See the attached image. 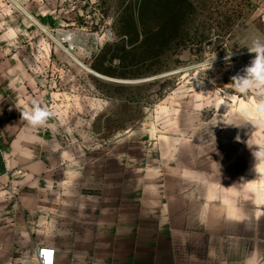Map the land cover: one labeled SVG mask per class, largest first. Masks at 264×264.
Here are the masks:
<instances>
[{
  "label": "rangeland",
  "instance_id": "1",
  "mask_svg": "<svg viewBox=\"0 0 264 264\" xmlns=\"http://www.w3.org/2000/svg\"><path fill=\"white\" fill-rule=\"evenodd\" d=\"M172 1L143 16L142 0H0V113L14 147L0 188L17 206L7 220L25 232L38 199L41 243L93 257L71 264L101 262L103 239L144 220L159 236L155 221L181 206L243 212L249 243L233 236L228 264H264V169L247 144L264 140V127L251 136L264 97L231 86L254 58L244 45L264 40V0H182L179 29L158 40ZM132 13L142 48L125 34ZM32 99L53 113L43 127L21 119ZM16 247L10 264H37Z\"/></svg>",
  "mask_w": 264,
  "mask_h": 264
},
{
  "label": "crops",
  "instance_id": "2",
  "mask_svg": "<svg viewBox=\"0 0 264 264\" xmlns=\"http://www.w3.org/2000/svg\"><path fill=\"white\" fill-rule=\"evenodd\" d=\"M0 146L6 154V161L0 159L1 185V182L10 176L6 171L8 170L10 151L14 147H7L4 144L3 135ZM258 179L263 180L264 177L256 180ZM241 191H243L242 188ZM5 193L6 191L0 188V254L4 255V260H0L1 262L10 264L9 262L15 259L17 239L18 251L21 250L27 257H31V261L36 262L35 252L45 244L55 248V264H71L73 261L81 262L93 259L92 255L82 252L72 254L71 249L70 252L63 251L62 253L57 243H41L38 199L35 204H32L31 220L28 227L25 228L26 231L21 234L16 232V222L8 221L6 214L10 209H16V201L10 197L9 202L6 203ZM239 205L240 209H244L243 203H239ZM188 209L189 206H181L175 210L169 209L164 215H161L160 219L155 221L156 233L161 232L159 236L151 233L149 220H144L143 224L146 227L140 233L134 229L128 233L126 238L103 239L102 252L97 255V260H101V262L96 264H228L230 258L229 256L226 258V253L230 254L233 236L235 241L240 244L249 243L248 238L251 234L248 232L247 219L242 218L243 212L237 216L238 220L232 216L231 211L235 210L232 207L228 211L207 206L196 213L192 209L189 212ZM263 220L264 208L261 206L256 210V222L261 221L262 223ZM161 225L163 226L161 227ZM216 230H218V234ZM233 230L236 233H233ZM254 233L256 240L252 243L258 244V232ZM262 234H260L261 238ZM69 240L71 244L72 238ZM218 254L221 257L217 260Z\"/></svg>",
  "mask_w": 264,
  "mask_h": 264
},
{
  "label": "clouds",
  "instance_id": "3",
  "mask_svg": "<svg viewBox=\"0 0 264 264\" xmlns=\"http://www.w3.org/2000/svg\"><path fill=\"white\" fill-rule=\"evenodd\" d=\"M244 46L247 47L250 54H254V58L243 69V74H237L232 77L231 86L240 94L247 95L255 91L257 96L264 97V40L253 39L251 43H246ZM230 59L231 53L226 57V60L230 61ZM210 67H206L204 70ZM19 111L21 119L34 128L45 126L53 115L49 108L42 106L36 99H32L27 108ZM248 114L249 112L246 109L244 115L247 116ZM261 117H264V101L261 102V108L257 110V118L251 122L255 126V131L251 136L255 135L256 129L264 127V119H261ZM237 140H239V136H237ZM247 144L249 148H252L253 145L256 146L252 155L256 161L255 171L260 172L264 169V140L252 145H249L247 141Z\"/></svg>",
  "mask_w": 264,
  "mask_h": 264
},
{
  "label": "trees",
  "instance_id": "4",
  "mask_svg": "<svg viewBox=\"0 0 264 264\" xmlns=\"http://www.w3.org/2000/svg\"><path fill=\"white\" fill-rule=\"evenodd\" d=\"M182 0H173L172 2H167L168 5H169V8H168V23L163 25L161 28H160V31L157 35L158 37V40L160 38H165L166 36V33L168 35V33L170 34L169 35V38L172 39L173 38V33L177 32V29H179V20H180V12H179V7H178V2L182 3L181 2ZM151 2H155V3H158L161 4L162 0H142V14L144 16V14H146V11L144 12V9L146 8L147 4L148 3H151ZM165 5V9H166V3H164ZM163 5V6H164ZM177 5V6H176ZM161 6V8L163 7ZM129 19L127 20V27H128V30L125 34L127 35H131V34H134L136 35V41H134L133 39L131 40V45H133L134 47L133 48H142L144 47V45L147 43V34H145L146 36L142 38V40L139 41V37L141 36L140 32H141V26H143L144 28V19L141 18H137L135 17V15L130 14L129 15ZM167 25V27H166ZM134 30V32L132 33L131 31ZM133 35V36H134ZM132 36V35H131ZM120 44H123L124 47H125V42H122ZM101 71L105 72V70H102Z\"/></svg>",
  "mask_w": 264,
  "mask_h": 264
},
{
  "label": "built area",
  "instance_id": "5",
  "mask_svg": "<svg viewBox=\"0 0 264 264\" xmlns=\"http://www.w3.org/2000/svg\"><path fill=\"white\" fill-rule=\"evenodd\" d=\"M2 135H3V123H2V116L0 113V140L2 138ZM0 159L6 161V154L1 146H0ZM13 174L19 175L22 174V171L15 170ZM47 252H50L51 255H46ZM55 258H56V250L50 245H46V244L42 245L35 252V259L37 264H55Z\"/></svg>",
  "mask_w": 264,
  "mask_h": 264
},
{
  "label": "snow or ice",
  "instance_id": "6",
  "mask_svg": "<svg viewBox=\"0 0 264 264\" xmlns=\"http://www.w3.org/2000/svg\"><path fill=\"white\" fill-rule=\"evenodd\" d=\"M46 255H51V253L50 252H47Z\"/></svg>",
  "mask_w": 264,
  "mask_h": 264
}]
</instances>
